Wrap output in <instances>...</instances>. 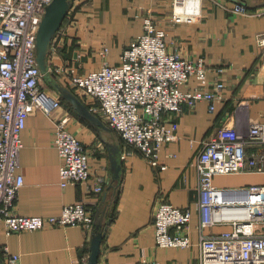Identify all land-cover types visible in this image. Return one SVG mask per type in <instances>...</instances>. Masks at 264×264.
<instances>
[{
	"label": "crops",
	"instance_id": "crops-1",
	"mask_svg": "<svg viewBox=\"0 0 264 264\" xmlns=\"http://www.w3.org/2000/svg\"><path fill=\"white\" fill-rule=\"evenodd\" d=\"M176 1L73 0L60 30L59 46L49 51L52 78L70 89L93 113L92 107L97 103L71 87L57 69L73 67L79 74H86L99 70L106 60L111 65H120L124 51L143 34L144 20L148 17L157 28L166 31L171 51L178 50L189 59L203 56L212 69L225 67V97L216 103L215 112H210L207 101H200L193 110L169 116L178 125V138L162 147L158 165H151L118 132L99 134L58 95L45 76L43 88L58 96L63 107L50 116L41 110L34 111L22 132L24 147L18 172L25 184L16 212L27 217L57 216L66 205L86 202L95 216L101 213L104 217L106 236L99 264H138L144 259L157 260L159 264H200L196 245L200 237L198 172L192 163L204 141L222 125H235L246 131L252 123L264 121V48L257 41V35L264 33V0H182L178 5ZM237 2L248 6L249 15L231 10ZM177 16L181 17L178 22ZM105 49L107 56H103ZM215 77L212 70L209 80ZM196 86L197 80L193 78L183 89ZM68 116L70 130L89 152L92 175L88 183L63 188L62 158L54 140L56 123ZM110 150L121 152L120 185L114 180ZM98 177L105 179L104 191L94 195L89 186L94 187ZM214 184L224 188L264 185V173L217 176ZM162 201L192 210V247L156 246L154 220ZM225 230L229 227L215 226L205 233ZM91 234L74 226L7 235L4 222H0V254L4 260L2 249L8 247L11 253L21 256L19 264H88Z\"/></svg>",
	"mask_w": 264,
	"mask_h": 264
},
{
	"label": "built area",
	"instance_id": "built-area-1",
	"mask_svg": "<svg viewBox=\"0 0 264 264\" xmlns=\"http://www.w3.org/2000/svg\"><path fill=\"white\" fill-rule=\"evenodd\" d=\"M53 1L0 0V222H4L7 235L74 226L90 235L95 224L94 211L84 201L66 205L57 216L27 217L16 212L25 184L18 168L27 120L36 110L50 116L63 107L58 96L43 88L44 74L37 61L38 32ZM231 10L245 16L250 13L242 2ZM175 20L178 22L181 17ZM143 27V34L124 51L120 65L106 60L99 70L86 74H79L73 67L58 68L57 73L63 74L85 98L97 103L92 110L127 144L138 148L151 165H158L162 147L178 138V125L169 116L193 110L200 101H207L210 112H215L216 103L225 97L226 70L221 65L212 69L203 56L189 59L178 50L171 51L166 31L157 28L151 17L144 20ZM60 41L58 31L51 51L57 49ZM257 41L264 48V33L257 35ZM107 54L105 49L103 56ZM212 70L216 77L210 81ZM193 78L197 86L184 90ZM70 121L68 116L56 123L54 140L62 158L63 188L88 183L92 175L89 152L70 130ZM192 166L198 172L200 237L196 245L200 264H264V185L224 188L214 184L217 176L264 173V121L252 123L246 131L235 125H222L204 141ZM97 181L94 187L89 186L94 195L104 191L105 179L98 177ZM192 217L190 208L162 201L154 220L156 246L192 247ZM215 226L229 230L205 233ZM2 253L6 264H19V254L11 253L8 247ZM138 264L159 263L144 259Z\"/></svg>",
	"mask_w": 264,
	"mask_h": 264
},
{
	"label": "water",
	"instance_id": "water-1",
	"mask_svg": "<svg viewBox=\"0 0 264 264\" xmlns=\"http://www.w3.org/2000/svg\"><path fill=\"white\" fill-rule=\"evenodd\" d=\"M72 2L73 0H54L47 7L37 36V61L45 76V80L54 87L58 95L65 99L82 118L88 121L99 134L102 135L103 131H112V129L93 113L70 89L62 86L53 79L49 68V51L52 40L57 32L60 31L71 9ZM108 146L110 148V145ZM111 153L114 180L120 185L122 168L119 157L121 152L111 151ZM103 218L101 213L95 216L94 229L91 234L88 264L100 263L102 245L106 236V227H103ZM0 264H5L1 254Z\"/></svg>",
	"mask_w": 264,
	"mask_h": 264
},
{
	"label": "trees",
	"instance_id": "trees-1",
	"mask_svg": "<svg viewBox=\"0 0 264 264\" xmlns=\"http://www.w3.org/2000/svg\"><path fill=\"white\" fill-rule=\"evenodd\" d=\"M113 216H115V214Z\"/></svg>",
	"mask_w": 264,
	"mask_h": 264
}]
</instances>
